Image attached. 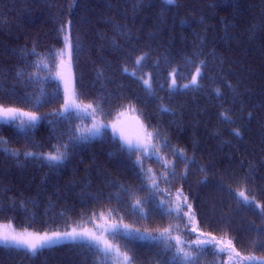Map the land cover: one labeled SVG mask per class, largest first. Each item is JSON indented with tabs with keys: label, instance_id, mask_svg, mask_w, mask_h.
Listing matches in <instances>:
<instances>
[{
	"label": "trees",
	"instance_id": "trees-1",
	"mask_svg": "<svg viewBox=\"0 0 264 264\" xmlns=\"http://www.w3.org/2000/svg\"><path fill=\"white\" fill-rule=\"evenodd\" d=\"M69 30L80 45L73 54L77 89L84 93L79 102L99 100L105 110L95 119L108 124L134 105L137 111L131 112L149 130H159L161 143L183 150V158L166 146L160 148V158H143V168L151 169L165 190L154 193L155 201L167 200L169 193L174 201L182 188L195 214L190 227L235 238L244 256H264V233L257 231L264 228V213L256 207L264 206V0H176L173 5L163 0H0V103L42 116L27 139L14 126L0 123L6 141L0 144V228L11 225L43 234L94 228L123 217V223L154 235L173 225V236L195 240L185 229L186 217L150 211L142 216L132 208L135 199L151 192L135 163L141 153L121 150L109 128L86 141H70L75 129L92 120L75 113L67 120L52 115L63 104V85L49 78V70L56 73L55 53L64 47ZM144 53L148 57L137 65ZM200 61L206 62V74L198 85L182 87ZM174 69L178 85L169 88ZM149 75L150 90L139 79ZM25 96L33 101L40 96V103L17 102ZM65 144L62 161L24 155L55 152ZM165 159L175 166L170 183L161 176ZM186 163L189 170L182 176ZM240 191L255 198L252 204L243 202ZM153 203L150 199L144 207L151 209ZM113 242L134 256V264H180L171 260L175 249L165 248L163 240ZM185 248L195 251L190 243ZM229 262L211 247L198 260ZM0 264L120 262L105 261L86 241H61L35 255L0 245Z\"/></svg>",
	"mask_w": 264,
	"mask_h": 264
},
{
	"label": "snow or ice",
	"instance_id": "snow-or-ice-1",
	"mask_svg": "<svg viewBox=\"0 0 264 264\" xmlns=\"http://www.w3.org/2000/svg\"><path fill=\"white\" fill-rule=\"evenodd\" d=\"M137 3H140L141 0H136ZM165 5H173L176 3V0H163ZM71 21H69L70 29ZM64 31V28L61 29ZM80 45L78 42L74 43L71 38V33L64 36V47L58 50L55 55L59 57V63L56 65L57 71L54 75L51 74V79L59 81L63 85V104L59 110L53 109L52 115L60 117L67 120L73 113L77 116L88 117L92 120L90 126L77 128L73 131L72 135L69 136V140L73 142H83L89 139V137L97 136L102 133V130L111 129V136L116 139L120 145L121 150L126 149L129 153L139 152L141 155H138L136 158V164L140 166V169L144 176L150 181L151 192L149 196L142 199H135L132 203V208L139 212L142 216H145L150 211L152 215L156 214H168L173 215L181 220L185 217L187 218V223H185V229H190L191 233L198 232L197 227H190L192 222L195 219V214L192 211V204L188 202V196L184 194L183 189H177L176 191V200L171 199V193L168 194V199H160L155 201L154 193L162 192L159 188L157 177L152 173L151 169H144L142 166V161L145 156H156L159 157V152L161 147H169L173 154H179L182 158L184 157V152L181 149L171 148L170 144L161 143V138L159 137V130L153 129L149 130L147 124L143 120H140L137 117L139 132L135 136L126 135L124 130L118 126L116 122H113L111 125L104 123L102 120H96L95 116L97 112H105L104 108L101 105L99 100L84 104L79 101V97L84 95L83 92L77 89L76 77L73 72V54L74 51L78 54ZM35 51V49H33ZM195 55V54H194ZM148 57V53H144L138 57L135 61L137 65H140ZM192 62V61H189ZM205 61H200L199 64L195 67V74L191 76L188 84L182 85V87H188L191 85H198L200 78H202L206 71L203 66ZM124 71H128L127 68ZM135 72H133V75ZM17 77H20L21 74L17 72ZM171 75V84L169 88L177 86L176 80V70L174 69ZM32 79L35 78V74L31 75ZM142 83L150 90L152 88V78L149 75V78L144 79L143 77L139 78ZM80 87L83 85L81 83ZM219 95V89L216 90ZM15 95V92L12 93ZM3 98L0 97V100ZM41 100L40 96H37L35 101L31 100L30 97H21L17 102L25 103L28 106L35 107L36 104H39ZM129 111H137L135 106H131ZM109 113H105L107 115ZM140 115L144 116L143 111H140ZM225 119H230L225 113H221ZM42 116L35 111H26L23 107L17 106H5L3 103H0V123L7 125H12L15 128L19 129L23 138H30L32 130L36 127L37 123L41 121ZM236 135H239V131H236ZM6 143L3 137H0V144ZM63 147L64 151H61L60 148ZM68 145H62L56 147L55 152L44 153H34V152H25V156H44L48 161H62L67 155ZM6 151L8 149H5ZM17 152L13 151V155H16ZM195 162V161H193ZM163 167L166 169L161 173V176L165 179L166 182L170 183L168 179L171 177L175 179V166L169 160H162ZM189 170L188 164H185L184 172L182 176H186ZM207 180V177H205ZM239 197L242 198L243 202L247 205L252 204L254 197L250 198L245 194L244 191L239 192ZM153 200V206L151 209H146L144 205L148 200ZM256 207L264 213V206H261L259 203L256 204ZM187 208L188 211L185 212L184 209ZM111 214V210L109 212ZM173 225H169L161 230H158L154 235L153 232L148 229H143L134 227L133 224L123 223V217H121L118 222H108L104 220L103 223L94 225V229H81L77 230L73 228L71 231H55V232H44L43 234L39 232H29L27 229L24 231H16L12 229L11 225H4L0 228V245L4 248L13 249V248H23L26 249L29 253L35 255L39 250L46 247L57 244L61 241H86L88 246L99 253H103L105 261L115 260L119 261L120 264H134V256L129 254V251H122V246L113 241L124 238L128 243L140 240H163L165 248L175 249L171 260L179 261L180 264H198L200 255L203 254L204 250L211 247L218 250L219 253H226L229 256V260L235 264V261L238 260L239 264H252V262H259V264H264V256L257 257L255 255L242 256L240 251H238L233 243V239L229 238L226 241L221 239L218 240L216 237L211 234L205 235L200 233L197 235V238L194 241H186L181 238V236H173L172 232L174 230ZM257 231L264 233V228H258ZM109 236L112 239H109ZM175 241L173 245L171 242ZM191 244L195 246V251L186 250L185 244ZM124 248H127V243L123 245ZM165 264H168V261L165 260Z\"/></svg>",
	"mask_w": 264,
	"mask_h": 264
},
{
	"label": "rangeland",
	"instance_id": "rangeland-1",
	"mask_svg": "<svg viewBox=\"0 0 264 264\" xmlns=\"http://www.w3.org/2000/svg\"><path fill=\"white\" fill-rule=\"evenodd\" d=\"M185 84H188V83H185ZM185 84H182V85H185ZM177 85H178V82H177ZM181 85V86H182ZM188 86H194V85H191L189 84ZM79 102V101H78ZM137 115H135L133 112L129 111V109H126V110H122L121 112L118 113V115L115 117L114 120H112L110 123H108V125H111L113 122H116L118 124V126L120 128H122L125 132L126 135H129V136H135L138 134L139 132V125H138V121H137ZM140 118V117H139ZM141 120V119H140ZM110 129V127H109ZM111 130V129H110ZM192 227H197L195 224L192 225ZM13 229V228H12ZM82 229H94V228H85V227H82ZM15 230V229H14ZM77 230H81V229H77ZM18 232L20 231H24V230H17ZM29 232H32V231H29ZM200 233H203L201 232L199 229H198V232L197 233H194V239L197 238V235H199ZM205 235H207V233H204ZM213 236V235H212ZM215 237V236H214ZM218 240H227L229 238H218L216 237ZM234 243V242H233ZM214 249V248H213ZM237 249V248H236ZM215 251L218 252V250L214 249ZM224 255H226V257L228 258V254L226 253H223ZM242 255V254H241ZM252 255V254H250ZM244 256V255H242ZM248 256V255H246ZM257 257H261V256H258V255H255ZM228 264H233L232 261H230ZM235 264H239V261L236 260L235 261ZM252 264H259V262H252Z\"/></svg>",
	"mask_w": 264,
	"mask_h": 264
}]
</instances>
